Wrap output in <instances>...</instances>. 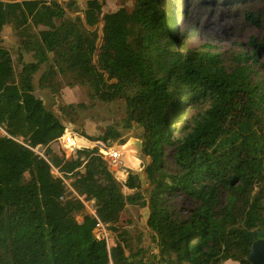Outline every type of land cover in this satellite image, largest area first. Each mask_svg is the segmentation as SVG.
<instances>
[{"label": "trees", "instance_id": "1", "mask_svg": "<svg viewBox=\"0 0 264 264\" xmlns=\"http://www.w3.org/2000/svg\"><path fill=\"white\" fill-rule=\"evenodd\" d=\"M5 26L17 38L14 54L3 44ZM248 45L231 66L209 49L182 50L162 0L114 12L104 0H0V264H252L253 235L264 232V82L253 70L264 69V36ZM41 67L39 87L57 91L62 76L139 121L152 158L146 224L157 254L119 224L123 189L140 190L139 174L118 180L94 149L65 161L51 147L84 104L48 111L34 92ZM206 101L174 138L184 109ZM179 193L193 204L185 213L171 200ZM98 221L107 239L96 238Z\"/></svg>", "mask_w": 264, "mask_h": 264}, {"label": "rangeland", "instance_id": "2", "mask_svg": "<svg viewBox=\"0 0 264 264\" xmlns=\"http://www.w3.org/2000/svg\"><path fill=\"white\" fill-rule=\"evenodd\" d=\"M78 1L84 2V0ZM104 2L106 11L114 12L123 8L130 9L133 0H104ZM162 7L170 18L175 40L179 45L183 44L182 50L203 48L218 52L225 66L234 65V58L238 55L249 54L248 41L251 37L260 40L264 36V0H162ZM1 36L3 44L14 54L17 38L8 26L3 28ZM109 55L118 63L122 61V55L117 51L110 50ZM24 60L31 61V54H25ZM260 60H264V54L260 55ZM43 70L44 67H41L34 77V92L44 101L48 111L58 114L64 104L83 103L84 107L77 109L78 118L73 123L77 130L90 139H113L120 148L132 149L136 152L135 156L141 166L134 172L140 176V190L133 193L132 190L124 187L123 197L127 204L120 216L119 224L133 235L135 241L141 240L144 246L150 247L151 254H157L156 245L149 235L151 231L146 224L149 214L150 186L146 168L152 162V158L145 153L143 128L139 121L125 112L123 109L125 107L119 102L91 99L85 87L80 85L70 87L66 85L67 81L62 76H59L61 87L57 91L39 87L37 81ZM253 70L256 71L254 76L264 82V69L256 64ZM208 106L209 101L187 106L183 118L172 125L174 138L183 136L185 129L191 127L202 110ZM112 128L116 134H113ZM51 147L58 152L59 141L51 143ZM164 153L167 167L173 170L172 148L167 146ZM122 164L124 165L123 162ZM24 175L29 178L27 171ZM171 200L183 213L193 207L191 199L180 193ZM81 219L78 218L79 221Z\"/></svg>", "mask_w": 264, "mask_h": 264}, {"label": "built area", "instance_id": "3", "mask_svg": "<svg viewBox=\"0 0 264 264\" xmlns=\"http://www.w3.org/2000/svg\"><path fill=\"white\" fill-rule=\"evenodd\" d=\"M2 134H6L1 129ZM65 139L67 143H71L69 147L65 148L61 142L62 139ZM59 147L58 150L64 154V160L70 161L72 158L73 153L81 148L86 147L95 150V154L98 155L107 165L108 169L114 174V176L118 180L124 179L127 174L128 170L120 169L122 168V155L120 154V146L117 144L116 141H112L109 143L107 139H90L84 136L82 132L77 130L73 125H68L65 129L63 135L58 138ZM33 151L43 155V151L38 149V147H31L28 144H25ZM114 167H116L114 169ZM52 171L57 174L58 176L62 177L63 173L58 170V168L52 167ZM115 171V172H114ZM64 183L67 185L68 189L70 190L71 187L69 186V181L63 178ZM85 206L88 210V213L95 216V209L90 202H85ZM101 230V232H100ZM95 236L98 239L105 238L107 239L109 236V232L106 230L105 226L98 221L96 224V229L94 230Z\"/></svg>", "mask_w": 264, "mask_h": 264}, {"label": "water", "instance_id": "4", "mask_svg": "<svg viewBox=\"0 0 264 264\" xmlns=\"http://www.w3.org/2000/svg\"><path fill=\"white\" fill-rule=\"evenodd\" d=\"M108 140L109 143L113 141V139L110 138H108ZM253 237L254 241L251 245L247 259L252 264H264V232L255 231Z\"/></svg>", "mask_w": 264, "mask_h": 264}, {"label": "bare ground", "instance_id": "5", "mask_svg": "<svg viewBox=\"0 0 264 264\" xmlns=\"http://www.w3.org/2000/svg\"><path fill=\"white\" fill-rule=\"evenodd\" d=\"M61 142L65 148L69 147V145L71 144V143H67L64 138L61 140ZM135 153L136 152L132 149H122V148L120 149V154L122 155L121 159H122V162L124 163V165L120 169H123V170L128 169L133 172L134 170L137 171L140 169L141 163L135 156ZM115 168L116 167H114V169Z\"/></svg>", "mask_w": 264, "mask_h": 264}, {"label": "crops", "instance_id": "6", "mask_svg": "<svg viewBox=\"0 0 264 264\" xmlns=\"http://www.w3.org/2000/svg\"><path fill=\"white\" fill-rule=\"evenodd\" d=\"M222 264H239V263L238 262H235V261L227 260V261L223 262Z\"/></svg>", "mask_w": 264, "mask_h": 264}]
</instances>
